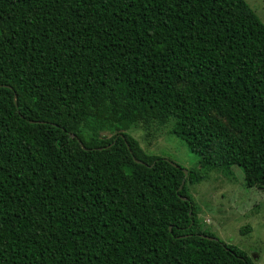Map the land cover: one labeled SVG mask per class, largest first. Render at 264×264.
Here are the masks:
<instances>
[{
	"label": "trees",
	"instance_id": "16d2710c",
	"mask_svg": "<svg viewBox=\"0 0 264 264\" xmlns=\"http://www.w3.org/2000/svg\"><path fill=\"white\" fill-rule=\"evenodd\" d=\"M169 121L201 169L246 160L264 190L245 0H0V264H255L200 224V170L128 134Z\"/></svg>",
	"mask_w": 264,
	"mask_h": 264
},
{
	"label": "rangeland",
	"instance_id": "374dc122",
	"mask_svg": "<svg viewBox=\"0 0 264 264\" xmlns=\"http://www.w3.org/2000/svg\"><path fill=\"white\" fill-rule=\"evenodd\" d=\"M245 1L264 24V0ZM172 124V121L165 125L151 123L144 130L142 125H136L128 134L137 139L146 154L161 155L164 151L184 170H200L202 180L191 186L190 191L202 227L208 228L224 243L245 251L255 264H264V190L245 185L242 167L246 160L241 167L233 166L227 171L203 170L198 163L199 156L191 153L185 143L170 132ZM256 150L255 157L254 154L248 156V162L251 160L254 164V181L264 186V162L261 163L264 132L258 139Z\"/></svg>",
	"mask_w": 264,
	"mask_h": 264
},
{
	"label": "water",
	"instance_id": "95a60500",
	"mask_svg": "<svg viewBox=\"0 0 264 264\" xmlns=\"http://www.w3.org/2000/svg\"><path fill=\"white\" fill-rule=\"evenodd\" d=\"M136 162H138L139 163V161L138 160H135ZM174 165V164H173ZM174 166H176V165H174ZM183 171H184V174H185V176L187 175V171L186 170H184L183 169ZM183 183V182H182ZM171 229V227L169 228V230ZM210 239H213V238H210Z\"/></svg>",
	"mask_w": 264,
	"mask_h": 264
}]
</instances>
